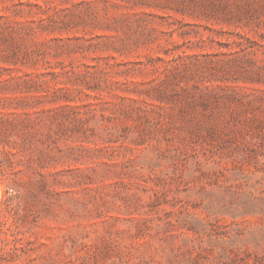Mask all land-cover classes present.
Masks as SVG:
<instances>
[{"label": "rangeland", "instance_id": "obj_1", "mask_svg": "<svg viewBox=\"0 0 264 264\" xmlns=\"http://www.w3.org/2000/svg\"><path fill=\"white\" fill-rule=\"evenodd\" d=\"M0 264H264V0H0Z\"/></svg>", "mask_w": 264, "mask_h": 264}]
</instances>
